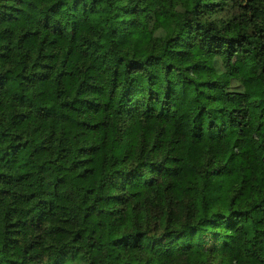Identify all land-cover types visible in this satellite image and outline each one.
Here are the masks:
<instances>
[{
  "label": "trees",
  "instance_id": "16d2710c",
  "mask_svg": "<svg viewBox=\"0 0 264 264\" xmlns=\"http://www.w3.org/2000/svg\"><path fill=\"white\" fill-rule=\"evenodd\" d=\"M0 264H264V0H0Z\"/></svg>",
  "mask_w": 264,
  "mask_h": 264
},
{
  "label": "rangeland",
  "instance_id": "374dc122",
  "mask_svg": "<svg viewBox=\"0 0 264 264\" xmlns=\"http://www.w3.org/2000/svg\"><path fill=\"white\" fill-rule=\"evenodd\" d=\"M200 56H201V52H200V50H199L198 48H193V49L191 50V53H190V57H191V58H199ZM193 69H194L193 71H195V72H194L195 74H197V75L202 74V69H203V68H202L201 66H195ZM235 102H236V103H235L236 105H238V104H239V105H243V104L245 103V100H244V98H243L242 96L236 95V96H235ZM169 123H170V125L173 126V127L178 126V124H177L173 119H170V120H169ZM238 134H239V135H245V134H247V129L242 128V129L238 132ZM231 136H232V134H228V135L226 136V138H225V142H226V143L229 142ZM181 164L183 165L184 163L182 162ZM231 179H232V178H231ZM232 180H234V179H232Z\"/></svg>",
  "mask_w": 264,
  "mask_h": 264
}]
</instances>
